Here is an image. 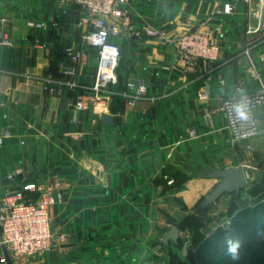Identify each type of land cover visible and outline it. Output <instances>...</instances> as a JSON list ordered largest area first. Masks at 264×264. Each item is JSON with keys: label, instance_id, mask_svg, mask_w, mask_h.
<instances>
[{"label": "crops", "instance_id": "crops-1", "mask_svg": "<svg viewBox=\"0 0 264 264\" xmlns=\"http://www.w3.org/2000/svg\"><path fill=\"white\" fill-rule=\"evenodd\" d=\"M229 3L231 12H219ZM260 6L261 0H127L129 19L110 18L119 23L117 88L134 92L145 84L147 95L102 97L75 113L82 88L49 93L43 78L94 84L99 49L83 43L81 9L73 0H0V25L13 40L0 45V136L9 133L0 144V197L30 182L62 192L51 208L53 247L11 256L0 229V257L7 264H168L176 243L164 238L170 221L183 217L176 205H218L219 198L208 201L218 184L209 171L239 166L243 144L233 141L221 107L226 97L258 89L251 60L264 82V45L251 57L244 52ZM148 27L164 29L169 40L202 33L219 46L217 58L188 64L175 42L147 35ZM72 49L87 59L70 75ZM257 116L264 129V108ZM251 150L264 151L257 144ZM237 211H220L222 221ZM191 237L192 230H180L179 239Z\"/></svg>", "mask_w": 264, "mask_h": 264}, {"label": "built area", "instance_id": "built-area-1", "mask_svg": "<svg viewBox=\"0 0 264 264\" xmlns=\"http://www.w3.org/2000/svg\"><path fill=\"white\" fill-rule=\"evenodd\" d=\"M79 6L82 15L79 25L84 28L83 43L92 44L99 49V63L96 79L93 85L83 86L70 79H60L53 76L43 78L44 90L49 93H63L66 89L82 88L78 99L72 104L75 113L86 111L95 99L111 97L119 94L133 99L144 98L147 95L145 84L134 92L123 91L117 88L119 83L117 69L121 58V48L113 40L119 33V23L110 21V18L127 21L124 5L127 0H73ZM233 5L227 4L219 12L229 13ZM147 35L163 40H169L166 31L160 28L148 27ZM183 60L188 64H194L196 59L213 60L217 58L219 46L212 43L209 38L199 32H187L176 39ZM13 40L6 34L0 25V45H12ZM264 45V0H261L258 12V24L248 30L245 54L251 57V52ZM71 65L67 74H76L79 62H85L87 53L82 50H70ZM252 75L259 79L258 89L249 94L226 97L223 100L221 110L225 116L227 126L231 131L233 141H241L260 134V122L257 116L258 110L264 108V82L259 76L257 66L251 60ZM204 93H203V95ZM244 97L247 102L249 118L240 121L236 118L233 106ZM9 136V133L0 136V144ZM173 180H169L172 183ZM33 192L37 197L33 200L27 198V192ZM62 197V192L41 183L30 182L7 192L0 197V229L2 243L7 247L9 254L15 257L33 255L53 247L55 236L52 229L51 208ZM231 224L228 218L219 223L220 227ZM58 240L63 241L64 236ZM0 262L7 264L4 256Z\"/></svg>", "mask_w": 264, "mask_h": 264}, {"label": "rangeland", "instance_id": "rangeland-1", "mask_svg": "<svg viewBox=\"0 0 264 264\" xmlns=\"http://www.w3.org/2000/svg\"><path fill=\"white\" fill-rule=\"evenodd\" d=\"M260 134L241 140L243 144L240 157L235 159L234 163L241 167L246 176V184L239 191L232 193H224L219 196L218 205H210L207 210H203L206 205L201 204L207 199H203L198 205H194L191 209L184 205H176L179 207L178 214L182 213L183 217L179 219L173 218L170 222L173 223H190L193 219L191 216L197 215L201 221V229H205V236L216 235L220 229L231 227L240 234L243 238L241 241L240 258L233 261L227 254L225 235H220L212 240L209 244L204 243L205 246L199 252L202 256L201 264H264V151L254 153L251 147L257 144L259 149L264 150V129L261 128ZM257 141V143H255ZM232 164V163H229ZM227 165V163H226ZM226 169V168H225ZM223 170V169H216ZM205 171H194V173H202ZM215 171H209L210 174ZM180 178V177H179ZM218 184L222 181L217 178ZM216 184V186L218 185ZM215 186V187H216ZM214 187V189H215ZM207 202V201H206ZM249 208L250 212L246 211ZM244 211L248 216H240L241 220L236 225L231 224L226 227H220L219 223L222 221V214H233L234 211ZM219 210V212H218ZM232 210H234L232 212ZM236 214V213H235ZM174 224V226H176ZM207 233V235H206ZM237 234V235H238ZM183 246L171 250L169 254L168 264H178L180 261L189 263L186 255V250L191 245L189 240H184ZM170 255L171 257L170 261Z\"/></svg>", "mask_w": 264, "mask_h": 264}, {"label": "trees", "instance_id": "trees-1", "mask_svg": "<svg viewBox=\"0 0 264 264\" xmlns=\"http://www.w3.org/2000/svg\"><path fill=\"white\" fill-rule=\"evenodd\" d=\"M184 179L183 176L176 177L174 178V184L178 185L182 182V180ZM185 180V179H184ZM250 209L246 208V211L249 213ZM234 210H232L233 212ZM248 216L249 218L251 217V215H246L245 212L243 211H239L235 218L233 219V224L232 226L236 225L237 223H239V221L241 220L242 216ZM241 216V217H240ZM191 219H193L190 223L184 222V223H175V225L180 228V230H192V237L190 239L191 245L188 247V249L185 251L186 255L188 257L189 263L192 262V264H201L202 262V256L199 253L201 251V249L205 246L204 243H210L212 240H214L216 237H219L220 235H225L226 237H231L233 239H238L240 242L243 240V238H241L242 236L240 234H238L237 232H235V230L233 228H230L228 230H218L216 235L214 236L213 234L210 235V237H206L204 232L201 230V221H199V217L197 215H193L191 216ZM238 234V235H237ZM183 240L179 239L178 243H176V247L180 248L183 245ZM171 257H173L172 255H170V261ZM173 264V262H172ZM178 264H188L186 263V261H180L178 262Z\"/></svg>", "mask_w": 264, "mask_h": 264}, {"label": "water", "instance_id": "water-1", "mask_svg": "<svg viewBox=\"0 0 264 264\" xmlns=\"http://www.w3.org/2000/svg\"><path fill=\"white\" fill-rule=\"evenodd\" d=\"M264 119V116L262 117ZM216 178H221L222 181L215 187L213 192L211 193L208 201H213L222 194L228 192L232 193L235 191H239L246 184V176L245 172L241 167H233L226 168L223 170H217L211 174ZM180 238V228L177 226H173L167 233L164 238V243H168L169 241H174L178 243ZM7 253V252H6ZM8 255V253H7ZM9 259V255H8ZM149 264V263H145Z\"/></svg>", "mask_w": 264, "mask_h": 264}, {"label": "clouds", "instance_id": "clouds-1", "mask_svg": "<svg viewBox=\"0 0 264 264\" xmlns=\"http://www.w3.org/2000/svg\"><path fill=\"white\" fill-rule=\"evenodd\" d=\"M233 111L235 113L236 118L240 121H246L249 118L247 102L244 97H241V101L233 106ZM225 243L228 256L233 261L239 260L241 242L238 239L226 237Z\"/></svg>", "mask_w": 264, "mask_h": 264}]
</instances>
